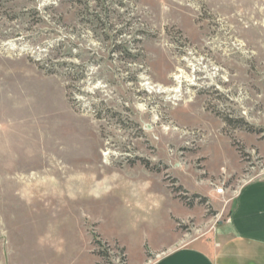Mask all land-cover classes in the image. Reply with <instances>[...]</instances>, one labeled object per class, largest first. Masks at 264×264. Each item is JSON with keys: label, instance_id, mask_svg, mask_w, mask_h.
Here are the masks:
<instances>
[{"label": "rangeland", "instance_id": "obj_1", "mask_svg": "<svg viewBox=\"0 0 264 264\" xmlns=\"http://www.w3.org/2000/svg\"><path fill=\"white\" fill-rule=\"evenodd\" d=\"M259 179L264 0H0V264H154Z\"/></svg>", "mask_w": 264, "mask_h": 264}, {"label": "crops", "instance_id": "obj_2", "mask_svg": "<svg viewBox=\"0 0 264 264\" xmlns=\"http://www.w3.org/2000/svg\"><path fill=\"white\" fill-rule=\"evenodd\" d=\"M154 264H264V179L238 191L213 233L167 251Z\"/></svg>", "mask_w": 264, "mask_h": 264}, {"label": "built area", "instance_id": "obj_3", "mask_svg": "<svg viewBox=\"0 0 264 264\" xmlns=\"http://www.w3.org/2000/svg\"><path fill=\"white\" fill-rule=\"evenodd\" d=\"M224 192H225V189H224V188H221V189H218V190H217V194H218V195H223Z\"/></svg>", "mask_w": 264, "mask_h": 264}]
</instances>
